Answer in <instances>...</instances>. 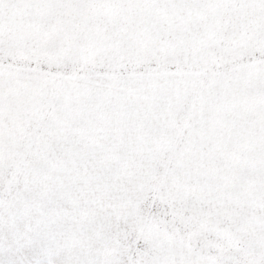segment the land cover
I'll return each mask as SVG.
<instances>
[{"label": "crops", "instance_id": "obj_1", "mask_svg": "<svg viewBox=\"0 0 264 264\" xmlns=\"http://www.w3.org/2000/svg\"><path fill=\"white\" fill-rule=\"evenodd\" d=\"M237 11L43 13L6 32L0 160L27 159L54 114L63 136L30 150L49 163L32 176L29 252H0L4 264L264 258V122L244 119L231 80L262 60L264 11ZM86 23L107 29L102 43H73Z\"/></svg>", "mask_w": 264, "mask_h": 264}, {"label": "rangeland", "instance_id": "obj_2", "mask_svg": "<svg viewBox=\"0 0 264 264\" xmlns=\"http://www.w3.org/2000/svg\"><path fill=\"white\" fill-rule=\"evenodd\" d=\"M254 5H237V4H210L201 5L196 9L209 8L210 10L223 11L228 13H238V9L253 10ZM200 11V10H197ZM258 14L264 12H257ZM56 16L61 13H55ZM260 17V15H259ZM62 19V17H59ZM42 17H40V20ZM64 18L61 20L63 21ZM263 51L261 62L258 60L257 64L242 70L241 74L233 77L232 86L235 87L234 97L237 99L239 106L246 107V120L264 122V49L257 50V53ZM253 58V57H252ZM254 59V58H253ZM255 60V59H254ZM256 62V61H255ZM243 112L239 113V119H243ZM51 118V117H50ZM49 118V120H50ZM62 117L53 115L52 124L54 128H49L44 131L40 137L38 145H27V155L22 160H0V252H29L30 244V201L32 198L31 184L34 180L33 173L35 170H42L47 168V161L29 159L30 150L32 146L34 152L39 155L47 152L46 144L48 137L63 136V129L59 127ZM61 121V122H60ZM47 122V120L45 121ZM48 125L50 124L47 122ZM260 131V138L263 139L262 151L264 153V125ZM19 147V146H18ZM25 147V146H24ZM10 152H15L14 147L10 146L6 150V154L2 156H10ZM56 163V162H55ZM68 164L75 162H67ZM71 169V174L74 173ZM42 174V173H41ZM45 180V177L42 178ZM38 180H41L38 178ZM28 212V214H27ZM20 246V247H19Z\"/></svg>", "mask_w": 264, "mask_h": 264}, {"label": "snow or ice", "instance_id": "obj_3", "mask_svg": "<svg viewBox=\"0 0 264 264\" xmlns=\"http://www.w3.org/2000/svg\"><path fill=\"white\" fill-rule=\"evenodd\" d=\"M210 4H237V5H260L261 11H264V0H0V68L3 67L5 60V42L6 32L12 30L25 31L33 30L26 21H35L39 14L43 13H64L71 11H95V10H111L117 13L125 12L129 8H137L140 10H157L172 11L175 9L197 8L201 5ZM107 29H102L100 25L91 23L82 24L72 28L75 34L73 43L79 44L87 42L88 38L102 43L101 33ZM55 35L52 38L62 39L64 30L62 27L53 29ZM215 37L208 35L205 37L207 47H215ZM52 65L49 64V68ZM60 66L57 65L59 70ZM261 199L264 200V178L260 187ZM222 209L217 206L216 214L219 215ZM0 264H4L0 260ZM245 264H264V258L259 261L245 262Z\"/></svg>", "mask_w": 264, "mask_h": 264}]
</instances>
